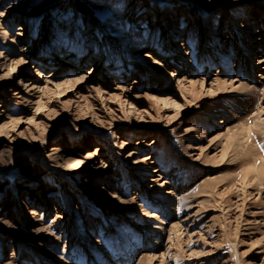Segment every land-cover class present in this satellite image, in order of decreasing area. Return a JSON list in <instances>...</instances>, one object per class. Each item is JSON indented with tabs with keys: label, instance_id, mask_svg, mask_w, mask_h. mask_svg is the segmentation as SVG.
<instances>
[{
	"label": "rangeland",
	"instance_id": "374dc122",
	"mask_svg": "<svg viewBox=\"0 0 264 264\" xmlns=\"http://www.w3.org/2000/svg\"><path fill=\"white\" fill-rule=\"evenodd\" d=\"M258 58L264 0H0V264H264Z\"/></svg>",
	"mask_w": 264,
	"mask_h": 264
},
{
	"label": "bare ground",
	"instance_id": "6f19581e",
	"mask_svg": "<svg viewBox=\"0 0 264 264\" xmlns=\"http://www.w3.org/2000/svg\"><path fill=\"white\" fill-rule=\"evenodd\" d=\"M252 49H255L254 47ZM4 56L3 54L1 55V57ZM257 63L263 64L264 63V58L262 60H260L259 58L257 59ZM15 69L11 68V66H9L8 71L10 72H15ZM2 107V104L0 103V108ZM91 155H89L88 157H90ZM72 163H70L69 165H71ZM74 166V165H73ZM153 214V213H152ZM192 216V215H191Z\"/></svg>",
	"mask_w": 264,
	"mask_h": 264
}]
</instances>
